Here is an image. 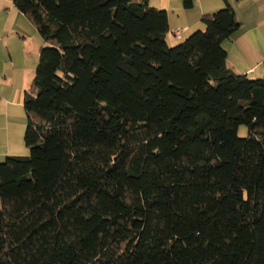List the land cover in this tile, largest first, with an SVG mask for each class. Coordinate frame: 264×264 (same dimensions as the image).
<instances>
[{
    "label": "trees",
    "instance_id": "16d2710c",
    "mask_svg": "<svg viewBox=\"0 0 264 264\" xmlns=\"http://www.w3.org/2000/svg\"><path fill=\"white\" fill-rule=\"evenodd\" d=\"M13 1L44 45L0 264H264V78L229 64L227 0L175 46L149 0Z\"/></svg>",
    "mask_w": 264,
    "mask_h": 264
},
{
    "label": "crops",
    "instance_id": "0c3cea01",
    "mask_svg": "<svg viewBox=\"0 0 264 264\" xmlns=\"http://www.w3.org/2000/svg\"><path fill=\"white\" fill-rule=\"evenodd\" d=\"M227 2L234 8L240 23L238 31L223 44L229 64L249 79L264 78V0ZM157 5L167 11L170 9L172 32L180 25L185 32L203 30L202 15L226 6L223 0H194L191 9H185L180 0H159L153 8L159 9ZM190 10L197 13H190ZM191 16H194L193 20H190ZM171 37L176 41L183 38ZM43 45L34 22L17 9L14 1L0 0V163L10 156H23L29 150L24 141L26 115L23 101L25 91L32 85Z\"/></svg>",
    "mask_w": 264,
    "mask_h": 264
},
{
    "label": "rangeland",
    "instance_id": "374dc122",
    "mask_svg": "<svg viewBox=\"0 0 264 264\" xmlns=\"http://www.w3.org/2000/svg\"><path fill=\"white\" fill-rule=\"evenodd\" d=\"M157 2H159V0H151V7H153L154 6V4L156 3L157 4ZM172 5H174V3L172 4ZM183 5V4H182ZM157 7L159 8V10H165V11H167L166 9H164L163 7H161V6H158L157 5ZM160 8H163V9H160ZM170 10V9H169ZM168 10V11H169ZM167 11V12H168ZM190 11H192V12H190V13H197L196 12V10H190ZM195 11V12H194ZM168 13H171L170 11L168 12ZM196 18V17H195ZM194 19V16H191L190 17V20H193ZM176 20H178L177 18H176ZM179 21V20H178ZM178 24V23H177ZM171 26H173V25H171ZM178 26V25H177ZM178 28H180V29H184V27L183 26H181L180 25V27H177V29ZM176 30V29H175ZM198 30H201V29H194L193 31H189V32H184V34H183V38H182V40H180V41H176V40H173V38L171 37V35H172V31H170V34H169V36H168V42H169V44L171 45V46H175V45H177V44H179V43H181L182 41H184L186 38H188L192 33H194V32H196V31H198ZM238 134H239V136L241 137V138H246V137H248V128L245 126V125H242L241 127H240V129H239V132H238ZM30 155V151L28 150V152H27V154H24L23 156H21V157H27V156H29ZM6 160V159H5ZM5 160L2 162V163H4L5 162Z\"/></svg>",
    "mask_w": 264,
    "mask_h": 264
},
{
    "label": "built area",
    "instance_id": "2783aa9c",
    "mask_svg": "<svg viewBox=\"0 0 264 264\" xmlns=\"http://www.w3.org/2000/svg\"><path fill=\"white\" fill-rule=\"evenodd\" d=\"M184 32H185L184 29H180V28H178V29H176V30H174V31L172 32V35H173V37L176 38V39H181L182 36H183V34H184Z\"/></svg>",
    "mask_w": 264,
    "mask_h": 264
}]
</instances>
